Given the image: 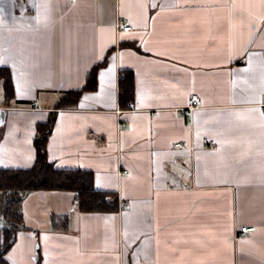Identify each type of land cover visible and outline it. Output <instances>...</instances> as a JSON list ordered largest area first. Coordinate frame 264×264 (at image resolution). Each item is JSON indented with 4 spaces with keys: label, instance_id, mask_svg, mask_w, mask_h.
<instances>
[{
    "label": "crops",
    "instance_id": "crops-1",
    "mask_svg": "<svg viewBox=\"0 0 264 264\" xmlns=\"http://www.w3.org/2000/svg\"><path fill=\"white\" fill-rule=\"evenodd\" d=\"M0 61V168L34 163L54 113L47 159L117 199L25 193L10 264H264V0H0Z\"/></svg>",
    "mask_w": 264,
    "mask_h": 264
},
{
    "label": "trees",
    "instance_id": "trees-1",
    "mask_svg": "<svg viewBox=\"0 0 264 264\" xmlns=\"http://www.w3.org/2000/svg\"><path fill=\"white\" fill-rule=\"evenodd\" d=\"M95 65L88 73L85 84L67 91L58 101L57 108L74 105L84 90L96 87ZM0 82L7 100L14 97L11 75L8 67L0 65ZM54 113L48 120L37 125L34 139L36 156L28 168H0V264H10L4 257L14 240L15 232L21 227V200L32 190H68L76 193L77 206L86 212H111L117 209L113 192L98 190L93 184V174L84 169H62L47 159L46 138L51 131ZM40 263L38 257L37 263Z\"/></svg>",
    "mask_w": 264,
    "mask_h": 264
},
{
    "label": "built area",
    "instance_id": "built-area-1",
    "mask_svg": "<svg viewBox=\"0 0 264 264\" xmlns=\"http://www.w3.org/2000/svg\"><path fill=\"white\" fill-rule=\"evenodd\" d=\"M117 26H118V28L120 30H123V31H128L129 29H131V25L128 24V23H126V22H123V21H119L117 23ZM200 103H201V99H200L199 96H197L195 94L191 95L189 97V99H188V104H187V107H186L187 112H191L192 109H194L195 107L199 106ZM32 105L33 106H36V103H32ZM129 105L132 107L133 106V103L131 102ZM261 108H262V110L264 112V102L261 104ZM119 125L120 126H123V122H121ZM204 142L208 143L210 146H213L214 145L213 141L208 140L206 138H204ZM174 145L176 147H180L181 146L180 143H178V142L175 143ZM119 174L120 175L121 174L122 175H128L129 173H128L127 170L123 169V170H120L119 171ZM119 206H120V209H127V208H129V204L127 202H124V201H122ZM253 228H254L253 226H243V227L240 228V230L242 232H246V231H249V230H253Z\"/></svg>",
    "mask_w": 264,
    "mask_h": 264
},
{
    "label": "snow or ice",
    "instance_id": "snow-or-ice-1",
    "mask_svg": "<svg viewBox=\"0 0 264 264\" xmlns=\"http://www.w3.org/2000/svg\"><path fill=\"white\" fill-rule=\"evenodd\" d=\"M0 63H2V61H0Z\"/></svg>",
    "mask_w": 264,
    "mask_h": 264
},
{
    "label": "rangeland",
    "instance_id": "rangeland-1",
    "mask_svg": "<svg viewBox=\"0 0 264 264\" xmlns=\"http://www.w3.org/2000/svg\"><path fill=\"white\" fill-rule=\"evenodd\" d=\"M23 224H21V226H22Z\"/></svg>",
    "mask_w": 264,
    "mask_h": 264
}]
</instances>
